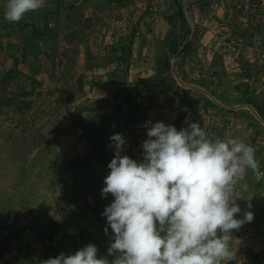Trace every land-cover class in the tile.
<instances>
[{"label":"rangeland","instance_id":"rangeland-1","mask_svg":"<svg viewBox=\"0 0 264 264\" xmlns=\"http://www.w3.org/2000/svg\"><path fill=\"white\" fill-rule=\"evenodd\" d=\"M6 3L0 0V264H45L61 252L74 254L85 246L78 221L96 239L100 228L85 204L102 201L104 210L114 199L101 195L115 154L109 137L120 133L121 155L140 162L146 121L177 130L197 122L210 137H241L256 148L264 171V120L257 111L264 110V0H181L187 30L174 0H45L18 23L4 18ZM46 22L47 41L38 38L24 52L31 24L42 29ZM133 30L129 84L153 74L177 32L190 42L184 57L171 54L175 91L150 99L142 86L130 104L114 84L98 83L118 69L110 46L126 43ZM80 109L82 119L93 121L89 138L75 123ZM13 192L21 194L11 198ZM249 194L251 208L237 199L236 216L251 211L254 218L232 231L233 244L243 264H264V180L255 181L251 170L233 195ZM49 217L60 223L53 240L44 233ZM102 234L106 247L96 246L97 256L108 258L111 236Z\"/></svg>","mask_w":264,"mask_h":264},{"label":"clouds","instance_id":"clouds-1","mask_svg":"<svg viewBox=\"0 0 264 264\" xmlns=\"http://www.w3.org/2000/svg\"><path fill=\"white\" fill-rule=\"evenodd\" d=\"M45 0H7L4 18L18 23ZM150 125V126H149ZM140 162L121 155L125 139H109L114 156L108 163L101 195L114 199L104 207L112 237L107 255L98 258L88 243L74 254L61 252L45 264H227L239 261L232 231L250 223L251 211L241 212L235 196L238 184L251 170L264 180L256 148L241 137H210L197 122L177 130L162 121H146Z\"/></svg>","mask_w":264,"mask_h":264},{"label":"trees","instance_id":"trees-1","mask_svg":"<svg viewBox=\"0 0 264 264\" xmlns=\"http://www.w3.org/2000/svg\"><path fill=\"white\" fill-rule=\"evenodd\" d=\"M176 3V11L175 14L177 18H180L181 22L183 23V26L185 27V30L188 29V22L185 18V14L183 12V7L181 4V0H174ZM72 7V5H70ZM54 11V10H53ZM53 11H50V14L53 13ZM48 11L44 15V19L47 18ZM47 22L44 24L42 29L38 28L37 25L31 24V32L30 34H27V39L22 46V49L24 52H30L32 48H36L38 46V38H41L42 41L45 43L47 41V36H49L48 28H47ZM134 31H132V35L128 38V41L126 43L117 41L116 43H113V45L110 46V50H108L109 59L113 60L114 62L118 63L116 64V67L118 69H112L108 70V78L106 80L98 82L102 86H108L110 84H114L116 89V95H118L117 92L120 93V95H123L127 102L130 104L134 103V101L141 95V87L145 86L147 88V97L150 99L156 98L160 94H167L171 91H175L177 86V81L175 76L172 73L171 68V54L176 56H182L184 57L185 54L189 53V48L191 47L190 42L184 38V35L180 34V32H177L175 37H172V39L169 41V44L167 46V50L164 51L163 55L158 57L156 59V64L154 66V72L149 77L144 78H138L135 79L132 84H129L127 80V73L130 65V57L132 53V44H133V35ZM168 36V35H167ZM167 41V40H166ZM168 42V41H167ZM36 54V53H35ZM25 55V54H24ZM113 61H106L107 63H111ZM16 68H13L9 70L8 76L14 75L16 73ZM246 87L248 84H245ZM83 83L80 79L79 82V89H82ZM238 89H241V85L236 86ZM188 90H184V93H187ZM74 94L70 93L67 97L60 99L63 103L66 101H69L73 98ZM117 97V96H116ZM247 102L253 103L250 98H247ZM92 107V106H91ZM97 107V106H96ZM81 111L79 110L78 118H76L75 123H78V126L82 128V131L86 138H89V132L88 127H90L93 124V121L87 122L86 119L81 118ZM258 114L260 117L264 120V110L258 106L257 108ZM184 113L180 112L179 118L183 117ZM108 121V119H107ZM103 121H101L102 123ZM111 123V122H110ZM107 123L102 125L106 127ZM130 128L132 126H129ZM72 167L74 164H71ZM18 194H21L19 192H13L12 197L15 198ZM102 201H99L98 203H94V205H91L89 203L85 204V207L89 209L93 215L95 216V219L98 222L100 231L97 233L96 239L98 238V242H96V239L94 236L90 233L85 232V229L83 228L82 224L78 221V230L81 238V244L87 245L88 243H92L95 246L99 247H106L105 241L103 244V234L102 231H104V228L106 227L103 224L104 217L102 216ZM262 211H264V206L261 208ZM47 224V230H45L46 237L50 240L54 239V236L57 235L60 223L56 220H54L52 217L48 218ZM108 234L112 237V231L111 228H108ZM108 246V245H107ZM111 258V256H108V258Z\"/></svg>","mask_w":264,"mask_h":264}]
</instances>
